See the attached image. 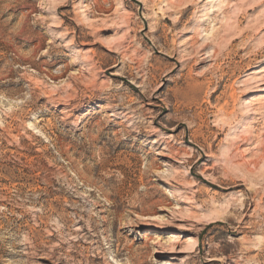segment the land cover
Segmentation results:
<instances>
[{
	"label": "rangeland",
	"instance_id": "obj_1",
	"mask_svg": "<svg viewBox=\"0 0 264 264\" xmlns=\"http://www.w3.org/2000/svg\"><path fill=\"white\" fill-rule=\"evenodd\" d=\"M80 1L0 0V264H264V0Z\"/></svg>",
	"mask_w": 264,
	"mask_h": 264
},
{
	"label": "bare ground",
	"instance_id": "obj_2",
	"mask_svg": "<svg viewBox=\"0 0 264 264\" xmlns=\"http://www.w3.org/2000/svg\"><path fill=\"white\" fill-rule=\"evenodd\" d=\"M190 1V0H189ZM189 1H187V2H189ZM201 1H203V0H200V2ZM215 1H220L219 2V4H218V6H216L217 8H219V9H222L223 8V5L224 4H227L228 2H232L231 0H215ZM87 0H81L80 2H79V4H78V10L80 11H78L79 13H81V15H82V17H83V19L84 20H86L87 22L88 21H91V19H90V16H89V14H87ZM179 3V2H178ZM178 3H177V5H178ZM231 4V3H230ZM184 5H186V4H184ZM174 6H176V2H173V1H171V2H169V6L167 7V8H169V7H171V9L174 7ZM176 8V7H175ZM189 8H190V5L189 4H187V6H186V11L185 12H187L188 10H189ZM174 12V11H173ZM225 14V13H224ZM228 18V17H227ZM226 18V19H227ZM78 19V18H77ZM82 19V18H81ZM205 20H203V21H207V19L206 18H204ZM80 20V19H79ZM85 21V22H86ZM256 22V21H255ZM188 23V26L187 27H185L183 30H184V32H183V35H184V43H182V44H184V46H187L189 49L190 48H192V47H194V46H196L197 44H198V39H197V36H199V35H203V34H206V36L207 35H209V33H208V31H207V29H204V26L203 25H201L198 21L196 22H194L193 20H191V22H187ZM178 25V24H177ZM179 25H180V23H179ZM190 25V26H189ZM176 27V26H175ZM219 32V31H218ZM217 33V32H216ZM60 36V35H59ZM214 36V35H213ZM218 36H219V34H218ZM217 37V36H216ZM215 38V37H214ZM220 38V37H219ZM205 40H207V39H205ZM216 40H217V38H216ZM262 41H264V38H263V40ZM216 42V41H215ZM181 43V42H180ZM208 48L210 49V46H206L205 47V49H204V51L206 52L205 54H208ZM183 49H185V48H183ZM185 52V51H184ZM185 53H187V50H186V52ZM204 54V55H205ZM210 56H207V57H205V58H209ZM212 57V56H211ZM214 59V58H213ZM215 61V60H214ZM208 71V70H207ZM203 72V71H202ZM205 74V73H204ZM203 74V75H204ZM253 75H259V73H258V71L257 72H253L252 73ZM261 94H264V86L262 85V86H260V87H258V88H254L251 92H250V96H253V95H257L256 97L257 98H255V97H253V98H251V99H249L248 101H247V103H246V106L244 107V109L242 110V114H240V116L237 118V120H235L234 121V127H233V129L234 130H236L237 132H236V134H234V136H235V138L236 137H241L243 134L245 135H248L249 134V132L251 131V129H252V120H251V116L253 115V114H256V112H258V111H262V109H264V96L263 95H261ZM232 97V96H231ZM242 105V104H241ZM231 111V110H230ZM228 115L226 114V117H227ZM231 116V115H230ZM241 133H243L242 135H241ZM241 135V136H240ZM243 137V136H242ZM230 138V137H229ZM252 140L250 139V138H248V136L243 140V142H242V146L244 147V146H246V145H249V143L251 142ZM262 148H263V146H262ZM260 149V148H259ZM262 151H263V149H262ZM254 154V153H253ZM209 169V168H208ZM177 195H179V194H177ZM184 201V200H183ZM187 203V202H186ZM186 210V209H185ZM185 212H188V211H182L181 212V214L182 213H185ZM179 214V213H178ZM192 241H194V240H190V239H187V243L189 242V243H191ZM187 245V244H186ZM179 253H186V252H184V251H179Z\"/></svg>",
	"mask_w": 264,
	"mask_h": 264
}]
</instances>
